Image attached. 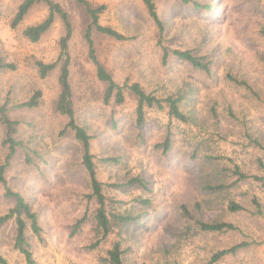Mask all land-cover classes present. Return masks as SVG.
<instances>
[{
  "label": "rangeland",
  "instance_id": "374dc122",
  "mask_svg": "<svg viewBox=\"0 0 264 264\" xmlns=\"http://www.w3.org/2000/svg\"><path fill=\"white\" fill-rule=\"evenodd\" d=\"M21 1L0 0V60L16 65L0 71V105L7 103L9 119L19 123L13 136L22 143L7 167V184L37 214L40 238L28 222L25 231L37 264H105L101 258L119 237L110 234L91 247L98 239L97 202L87 198L81 145L70 129L63 130L67 118L54 109L58 68L41 78L32 62L57 58L64 27L57 19L39 41L30 42L22 30L42 20L47 8L35 5L11 29ZM55 1L72 26L68 52L75 118L92 136L90 151L107 210L139 218L121 233L124 264H205L214 252L240 242L247 245L214 264H264V0H153L165 28L161 44L211 60L210 74L172 55L162 62L158 29L143 0H89L105 4L101 24L127 37L115 40L91 31L98 59L117 83L138 82L159 99L185 93L180 106L187 122L170 118L165 104L147 108L140 134L131 91L125 89L121 104L103 101L105 84L87 56L84 33L90 20L84 8L74 0ZM228 75L244 79L257 96ZM36 89L42 92L37 107L16 108ZM5 133L0 123V162L7 152ZM236 168L260 180L240 179ZM136 177L147 190L132 182ZM138 196L149 203L138 202ZM232 202L242 209L230 210ZM13 205L0 185V215ZM198 220L234 228L202 231ZM15 235L11 218L0 227V253L10 264H26L14 247Z\"/></svg>",
  "mask_w": 264,
  "mask_h": 264
},
{
  "label": "trees",
  "instance_id": "16d2710c",
  "mask_svg": "<svg viewBox=\"0 0 264 264\" xmlns=\"http://www.w3.org/2000/svg\"><path fill=\"white\" fill-rule=\"evenodd\" d=\"M80 4L87 13L90 23L87 26L84 39L87 46V56L95 68V76L98 81L105 84L103 93V101L108 104L110 101L115 104H121L125 100L124 91L128 89L131 91L136 99L137 105L135 109V126L141 133L142 125L145 121V113L147 108L157 107L162 109L164 104L167 106V115L170 118H174L181 122H187L189 120L188 115L181 110V101L185 97L183 90L170 94L164 99H159L152 93L146 92L138 82L132 83H117L107 69L102 65L98 59L94 42L91 38L92 29L115 40H125L127 37L114 29L111 26L103 25L100 23V14L105 10V4L93 5L89 0H74ZM188 2V0H183ZM147 6L149 16L154 21L158 33L159 43L161 44V38L164 33V25L160 17L157 14L155 4L153 0H143ZM43 4L47 8L46 16L33 24L25 26L22 30V35L30 42L39 41L42 36L48 32L53 23L59 19L64 27V33L60 38V51L57 58L51 62H44L40 59H33V64L36 67L39 76L45 78L52 70L58 68V93L54 101V109L57 113L65 116L67 122L64 125L63 130L70 129L75 139L80 143L82 148V164L89 177L90 193L87 195L88 199H94L97 202V208L94 211L95 219V232L98 236L97 241L91 245L96 247L101 240L108 237L110 234H115L119 238L112 244L107 250L106 256L101 258L105 264H124L122 255L124 250L122 249L121 233L126 224L130 222H139L137 215H132L129 211L115 212L107 210V199L103 194V183L98 180L95 170L94 156L90 151V140L92 136L87 130L76 122L73 90L70 82V55L68 52L69 39L72 35V26L68 16V13L64 10L61 4L55 0H22L16 8L13 17L10 20V28L15 29L25 19L30 10L37 4ZM197 6L198 4H194ZM162 62L166 63L170 55L175 56L177 59L188 62L192 67L202 70L207 74H210L211 60L203 61L204 59L194 55L190 50L170 49L165 45H162ZM15 70L16 65L11 62H4L0 60L1 70ZM228 78L240 85H244L250 88L249 83L244 79H236L233 75H228ZM252 89V93L257 96V93ZM42 92L36 89L28 97V99L20 102L16 105V108H34L37 107L41 101ZM0 123L5 127L6 133L3 140V146L6 148V154L3 161L0 162V185L4 187V195L8 198H12L14 201L13 207L9 208L7 212L0 215V227L8 222L11 218L14 219L16 224V235L14 241V247L23 254L26 264H37L32 258V253L29 250V245L26 240V226L29 224L30 230L38 238H40L41 227L38 223V217L35 211L31 208L29 201L19 192L14 191L7 184L6 170L10 164L12 155L16 152L17 148L22 145L20 141H17L13 136L16 131L18 122L9 119L7 115V103L0 105ZM62 130V132H64ZM165 151L170 147L168 138L164 143ZM115 159L105 158L103 161H114ZM26 162H30V157L26 156ZM234 173L241 178L251 177L254 180H260V177L256 175H247L242 173L238 168L234 170ZM137 182L141 187L147 190L146 182L141 178H134L132 182ZM138 202L148 204L149 199H140L139 196L136 199ZM230 210L242 209L241 205L235 202L230 203ZM84 219H80L74 226V231L79 227ZM197 224L202 231L208 232H221L234 228V225L224 221H203L198 220ZM246 242L236 243L228 248L220 249L214 252L205 264H214L226 255L235 254L239 249L246 246ZM0 264H10L7 259L0 253ZM65 264H76L74 262H68Z\"/></svg>",
  "mask_w": 264,
  "mask_h": 264
}]
</instances>
